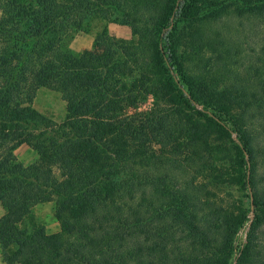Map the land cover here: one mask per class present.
Returning <instances> with one entry per match:
<instances>
[{"label": "trees", "instance_id": "1", "mask_svg": "<svg viewBox=\"0 0 264 264\" xmlns=\"http://www.w3.org/2000/svg\"><path fill=\"white\" fill-rule=\"evenodd\" d=\"M227 16L256 26L250 62ZM48 201L58 232L25 222ZM0 203L9 264H264V0H0Z\"/></svg>", "mask_w": 264, "mask_h": 264}, {"label": "rangeland", "instance_id": "2", "mask_svg": "<svg viewBox=\"0 0 264 264\" xmlns=\"http://www.w3.org/2000/svg\"><path fill=\"white\" fill-rule=\"evenodd\" d=\"M215 26L226 36H230L235 41L240 42V44L242 43V58L245 63L250 62L253 56L252 50H254V48L256 49L260 38V35L256 30V26H254L251 22L242 21L236 16H227ZM100 28L101 22L96 21L90 32H78L74 36L70 47L76 52H81L90 48L93 49V40L95 39L96 33L100 30ZM109 28L112 34L119 37H132V31L128 25L110 23ZM154 102L155 99L153 95H148L136 107L130 108L129 112L148 111L153 107ZM33 106L47 117H50L58 122L62 121L66 115V101L62 98L59 92L47 88H41L38 91L33 102ZM15 153L18 159L25 164L33 162L37 157L36 152L27 144H20L15 150ZM222 155L226 156L225 154ZM229 159H224V166L226 165V167H228ZM225 190L226 193L230 192L228 195L229 199L236 202L239 201L246 192L244 190H238L235 186H232L231 188L228 187ZM3 213L4 208L0 203V217L3 215ZM25 222L29 227L44 226L50 233L58 232L60 230V225L54 215V202L52 201L34 205L31 215L27 217ZM248 229L249 224H247L243 229H241L240 233H238L236 238L237 246H240L243 242H245ZM3 252V248L0 245V264H9L6 261Z\"/></svg>", "mask_w": 264, "mask_h": 264}, {"label": "crops", "instance_id": "3", "mask_svg": "<svg viewBox=\"0 0 264 264\" xmlns=\"http://www.w3.org/2000/svg\"><path fill=\"white\" fill-rule=\"evenodd\" d=\"M117 36V35H116ZM74 39V38H73ZM73 39H72V41H73ZM94 39V38H93ZM72 41H71V43H72ZM94 44H95V39L93 40V45H92V47L94 48ZM71 45V44H70ZM90 49H92V48H90ZM89 49V50H90Z\"/></svg>", "mask_w": 264, "mask_h": 264}]
</instances>
